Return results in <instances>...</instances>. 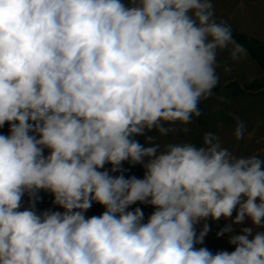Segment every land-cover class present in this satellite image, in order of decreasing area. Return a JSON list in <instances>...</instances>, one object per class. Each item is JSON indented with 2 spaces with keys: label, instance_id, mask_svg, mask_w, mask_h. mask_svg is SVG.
I'll return each instance as SVG.
<instances>
[{
  "label": "clouds",
  "instance_id": "obj_1",
  "mask_svg": "<svg viewBox=\"0 0 264 264\" xmlns=\"http://www.w3.org/2000/svg\"><path fill=\"white\" fill-rule=\"evenodd\" d=\"M224 50L245 54L212 0H0V264H264V158L146 135L201 115ZM208 218L234 251L197 247Z\"/></svg>",
  "mask_w": 264,
  "mask_h": 264
},
{
  "label": "rangeland",
  "instance_id": "obj_2",
  "mask_svg": "<svg viewBox=\"0 0 264 264\" xmlns=\"http://www.w3.org/2000/svg\"><path fill=\"white\" fill-rule=\"evenodd\" d=\"M217 21H226L232 29V32L244 34L253 44H260L264 47V0H212ZM238 44V43H237ZM244 49V48H243ZM243 59L233 61L229 57L228 50L218 53V63L221 65L217 69L220 77L217 86H220L218 92H212V95L206 100L200 102L201 115L193 117L188 125H175L174 131L167 135H160L153 130L147 133L153 137V144H160L161 148L168 143H193L197 146L203 145L205 133L211 132L219 137L222 147L227 148L236 156L257 155L264 158V70L251 57L250 53L244 49ZM223 65L231 68L230 72L223 71ZM253 83L257 87L246 89L245 84ZM238 84L245 92L238 94L236 87ZM239 118L245 125V134L243 139L236 140L233 136V130L236 126V119ZM183 127L188 131L184 132ZM0 134H9V125L6 123L0 128ZM140 143H144V137H137ZM48 150H45V155ZM110 168V165H106ZM124 176H136L142 178L144 169L140 165H130L127 162L122 164ZM120 173H113L119 175ZM38 199H47L50 193L40 191ZM28 197H24V206L27 207ZM94 206H98L93 202ZM148 211L143 212L145 219L153 212V208L144 205ZM37 212L45 210L63 211L54 204L47 206L36 203ZM101 213L93 212L88 209L85 215L87 217L99 216ZM235 213L233 214V216ZM209 225V232L204 238L202 245L197 247H206L213 253L217 251H234V246L227 242V236L217 237L216 233L224 227L226 221H213L211 218L202 220L196 225V231L202 229L203 224ZM237 226L236 230L239 231Z\"/></svg>",
  "mask_w": 264,
  "mask_h": 264
},
{
  "label": "trees",
  "instance_id": "obj_3",
  "mask_svg": "<svg viewBox=\"0 0 264 264\" xmlns=\"http://www.w3.org/2000/svg\"><path fill=\"white\" fill-rule=\"evenodd\" d=\"M232 35H233V38L236 41V43H238L244 49H246L250 53L251 57L264 70V47L261 46L260 44H256V45L253 44L251 41H249L247 39V37L244 34H240V33H237V32H232ZM233 86L236 87L237 92H238L239 95L245 92L238 84H233ZM254 87H257V86L254 85L253 83L245 84V88L246 89H253ZM219 90H220V86H216L213 89V92H218ZM52 201H53V197L50 194V196L47 199H38L37 203L40 204V205L47 206V205L53 204ZM97 205L98 206H94L92 204V207L90 209L93 212L102 213L104 211V208L101 205H99L98 203H97ZM137 207L141 208V210L143 212L148 211L145 208L144 204H140V203H137V204H134V205L130 206V208L128 210H133L134 208H137Z\"/></svg>",
  "mask_w": 264,
  "mask_h": 264
}]
</instances>
